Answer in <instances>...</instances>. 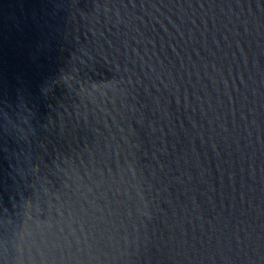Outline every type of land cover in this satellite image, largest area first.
<instances>
[{
	"label": "water",
	"instance_id": "95a60500",
	"mask_svg": "<svg viewBox=\"0 0 264 264\" xmlns=\"http://www.w3.org/2000/svg\"><path fill=\"white\" fill-rule=\"evenodd\" d=\"M0 264H264V0H0Z\"/></svg>",
	"mask_w": 264,
	"mask_h": 264
}]
</instances>
